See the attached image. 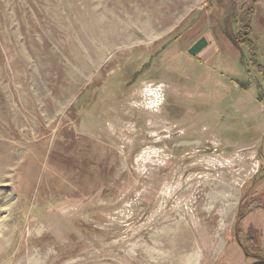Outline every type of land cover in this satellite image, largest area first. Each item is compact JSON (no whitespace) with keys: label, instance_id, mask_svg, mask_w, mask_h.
Returning a JSON list of instances; mask_svg holds the SVG:
<instances>
[{"label":"rangeland","instance_id":"obj_1","mask_svg":"<svg viewBox=\"0 0 264 264\" xmlns=\"http://www.w3.org/2000/svg\"><path fill=\"white\" fill-rule=\"evenodd\" d=\"M256 261L264 0H0V264Z\"/></svg>","mask_w":264,"mask_h":264},{"label":"trees","instance_id":"obj_2","mask_svg":"<svg viewBox=\"0 0 264 264\" xmlns=\"http://www.w3.org/2000/svg\"><path fill=\"white\" fill-rule=\"evenodd\" d=\"M252 7V6H251ZM250 6H248V8H247V18L245 19H243V24H244V26H243V30H244V32L246 33L248 30H249V19L251 18V16H252V13L250 12ZM243 17H245V16H243ZM248 42V41H247ZM249 43V42H248Z\"/></svg>","mask_w":264,"mask_h":264},{"label":"water","instance_id":"obj_3","mask_svg":"<svg viewBox=\"0 0 264 264\" xmlns=\"http://www.w3.org/2000/svg\"><path fill=\"white\" fill-rule=\"evenodd\" d=\"M252 264H264V261H256V262H254Z\"/></svg>","mask_w":264,"mask_h":264},{"label":"crops","instance_id":"obj_4","mask_svg":"<svg viewBox=\"0 0 264 264\" xmlns=\"http://www.w3.org/2000/svg\"><path fill=\"white\" fill-rule=\"evenodd\" d=\"M201 45H202V42H201Z\"/></svg>","mask_w":264,"mask_h":264}]
</instances>
